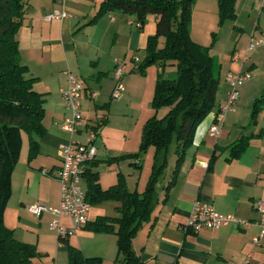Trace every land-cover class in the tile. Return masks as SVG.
<instances>
[{
    "label": "crops",
    "instance_id": "0c3cea01",
    "mask_svg": "<svg viewBox=\"0 0 264 264\" xmlns=\"http://www.w3.org/2000/svg\"><path fill=\"white\" fill-rule=\"evenodd\" d=\"M87 1L29 0L26 17L17 33L18 54L21 64L27 68L26 76L36 78L34 89L45 94L46 134H57L42 136L43 144L56 150V162L49 170H42L43 174L51 171L48 177L53 179L55 177L52 174L59 165L58 150L66 146L71 138L78 141L84 138V133L71 137L61 130L58 134L53 127L61 125L65 117L61 91L67 87L68 74L85 80L81 111L83 109L86 112L81 113L86 125L94 127L102 117L107 119V124V111L113 102L110 95L115 83V61H123L126 64L123 80L126 90L119 99L121 103L127 104L133 100L142 77L135 74L141 59L138 57L139 62H134L133 58L137 57L134 56L128 65L126 54L131 50L143 52L147 38L155 33V16L147 17L141 32L137 31L135 26L132 28L131 20L123 17L117 19L112 12L104 15L107 20L101 17L89 23L103 0L98 5L96 0H89L91 4ZM235 8L236 18L232 23L235 24L237 32L233 31L225 41L222 38V45L227 48L226 53L210 50L219 80L215 107L196 128L193 144L186 151L176 179L166 195L164 186L167 179L158 182L153 195L155 207L151 221L143 224L132 240V251L139 256L140 264H240L247 260V264L252 261L253 264L264 262V253L258 252V248H263L261 245L264 239H261L258 245L253 243V239L259 235L257 222L260 214L256 205L260 200H264V106L255 123L252 124L250 119L254 100L264 92V49L259 48L248 53L247 60L243 61L249 39L257 37L258 32L264 30V0H236ZM61 10L69 17L46 20L47 15ZM150 71L148 70L147 74H151ZM243 72L249 73L251 78L239 88V99L232 110L226 113L219 136L212 138L208 135V129L219 106L227 97L226 76ZM158 73L159 68L157 75ZM106 76L111 77L112 83L104 96L98 94L101 87L98 88L97 85ZM91 92L95 93V98H91ZM82 102H85L86 106L83 107ZM89 109L93 110V116L90 111L87 112ZM103 127L99 128L96 140L100 137ZM108 127L109 125L102 131L105 133ZM251 135L244 151L232 157L230 146L242 137ZM104 137L107 142L113 139L109 133ZM97 150L98 147L96 156ZM104 152L108 154L110 151L106 149ZM102 153L103 151L99 154ZM171 157H167L168 165ZM94 162L98 164L97 160ZM171 162L173 163V159ZM93 170L98 172L97 167ZM144 188H136L135 191L141 193ZM59 198L58 187L55 198L49 201L48 207L58 206ZM196 200L208 202L218 213L233 215L237 219L250 222L251 225L244 227L231 224L219 230H202L198 233L184 231L182 226L192 213V205ZM32 201L34 199L29 202ZM98 216L104 215L100 211L91 214L90 210L87 217L88 220H94ZM81 230L77 232L79 235L84 234ZM93 235H96V240L99 239L97 242H101L103 250L90 257H99L101 260L104 258L108 262L115 258L119 264H123L121 257L117 255L115 235L91 234L90 237Z\"/></svg>",
    "mask_w": 264,
    "mask_h": 264
},
{
    "label": "trees",
    "instance_id": "16d2710c",
    "mask_svg": "<svg viewBox=\"0 0 264 264\" xmlns=\"http://www.w3.org/2000/svg\"><path fill=\"white\" fill-rule=\"evenodd\" d=\"M195 0H103L89 23L104 15L120 11L134 15L137 31L145 26L148 16H155V33L147 38L143 57L137 71L145 74L150 65L157 66L159 73L155 83L152 107L168 108L161 117L148 119L142 127L140 151L154 149L150 174L141 193L129 191L122 174L117 182L106 189L101 188L98 172L93 169L97 162L89 163L83 175L86 200L91 205L108 200L117 202L116 216H98L88 220L83 229L94 234H113L116 237L117 255L123 264H140L139 256L132 251V240L143 224L151 221L154 211V192L163 179L168 167L167 153L173 144V165L164 193L173 185L186 151L192 146L198 125L212 112L218 89V76L214 75L213 57L210 48L191 40L189 31L192 8ZM220 24L236 18V0H216ZM29 0H0V264H41L36 247L14 238L13 230L4 224V211L11 194V175L19 157L20 131L29 134L28 161L38 152L32 134L39 138L46 129L45 94L36 92V78L27 77L18 54L17 33L28 10ZM160 38L163 41L160 44ZM172 63L177 76L169 80L162 77L164 66ZM264 106V92L254 100L250 119L255 123L258 113ZM102 117L94 130L105 125ZM251 136H244L230 146L232 157L238 156L246 148ZM128 156V155H127ZM110 158V161L133 159L139 166V154ZM135 158V159H134ZM51 172V171H50ZM66 242L70 264H101L99 257H84L79 248L68 243L69 238H58ZM264 264V262H263Z\"/></svg>",
    "mask_w": 264,
    "mask_h": 264
},
{
    "label": "rangeland",
    "instance_id": "374dc122",
    "mask_svg": "<svg viewBox=\"0 0 264 264\" xmlns=\"http://www.w3.org/2000/svg\"><path fill=\"white\" fill-rule=\"evenodd\" d=\"M101 1L102 0H96L95 2L98 5ZM215 1L216 0H195L194 4L196 8H194L193 5L190 30L188 31L192 41L200 44L201 46L209 47L212 52L219 51V53H222L227 49L225 45H222V38L224 41L229 39L231 36L230 34H232L233 31L237 32V30L232 21L220 24L217 16V2ZM87 2H89V4L92 3L89 0ZM112 15L116 16L117 19L123 17L127 20H131L133 23L136 20L134 15H124L118 10L112 12ZM87 19H89V17ZM102 19L107 20L106 16ZM132 28H134V24ZM162 41L163 39L160 38V44ZM135 53H137V55H135ZM143 54L144 53L142 51L133 52L131 50L130 52H127L126 63L130 65V60L134 56L142 59ZM157 68V66L150 65L146 68L145 74H140L139 72L135 73L142 78L140 79V83L135 91L132 101L124 104L120 102V99L112 100L113 102L107 111L109 122L103 125L104 127L101 129L100 137L95 141V146L98 147L95 160L98 161V166L96 167L98 170V181L101 188H107L109 185L111 186L112 183H115L119 174H122L124 177L126 187L130 191H135L136 188L140 189V187H145L143 183L147 182L149 174L151 173L150 170L153 162L154 149L150 147L145 151H140L139 144L141 143L142 127L148 119L153 116L161 118L168 111V108L165 107H161L159 109L152 107V98L157 80ZM148 70H151V74H147ZM216 72L217 71L214 69V75H216ZM127 74H129L128 70ZM161 75L165 79H175L177 76L176 67L172 65V63L166 64ZM110 83H112L111 77H104L101 83L97 85L98 88L99 86L101 87L98 90V94L101 93L105 96L109 90ZM82 106H86V103L82 102ZM89 111L90 109L87 110V112ZM92 111L93 110L89 113L93 116ZM81 112L85 113L86 110L84 111L82 109ZM45 117L44 120H42L43 123L47 121L45 120ZM47 119L52 120L49 118ZM56 121L57 119L54 120V122ZM108 125V129L104 133L102 130ZM44 126L46 127L45 123ZM60 126V124L53 126L56 128L55 130H57L58 134L61 133ZM108 133L113 138L109 142L104 139V135H107ZM49 134L57 136L54 132ZM49 134L45 133L44 135ZM32 137L37 143H39L38 153L30 161H28L29 134L26 131L24 132V130L20 131L21 150L19 151V157L11 175V194L4 211V224L6 223V225L9 226H7L9 229L14 228L13 230H16L13 232V235L17 241H22V243H28L36 247L38 254L41 255L38 258L39 263L70 264L66 242H61L58 239L57 234L49 229V224L52 218L45 213L41 216V218L37 219L27 211V207L29 205L37 204L36 201H38V204L43 206H50L49 201L52 198H55L56 191L59 187L57 181H55L56 178L53 179L48 177L50 175L49 171H47V174L42 173L43 169L49 170V168H51L56 162V150H54V148L52 150L50 146L43 144L42 140L44 136L39 138L36 134H32ZM106 149H109L110 151L108 154H104ZM173 149L174 146L171 144L167 153V157L170 158L172 156L171 160L175 158ZM102 151L103 153L99 154ZM135 154H139L138 159H140V167L138 168L130 164H137V161L133 159L118 162L110 161V158L127 155V157L130 158ZM171 160L162 181L164 179H168L173 165ZM52 176L55 177V173H53ZM30 199H34V201L29 202ZM118 205L119 204L117 202H113L111 200L97 203L90 206L91 214L100 211V213L104 216L113 217L116 216L115 207ZM62 223L67 226L69 221L67 218H63ZM82 230L84 234L79 235L80 233H77L69 237L68 243L78 246L85 258L96 255L97 252L101 253L103 250L102 244L100 241L97 242L99 239L96 240V235L90 237L91 234L94 233L90 234L89 231L83 228ZM85 233L89 235H85ZM244 234H246V232ZM261 246H263V248H258V252L264 253V242ZM114 259L115 258H112V260L108 262L102 258L101 264H113V262L114 264H119L118 260ZM242 262H240V264ZM250 264H253V261Z\"/></svg>",
    "mask_w": 264,
    "mask_h": 264
},
{
    "label": "built area",
    "instance_id": "2783aa9c",
    "mask_svg": "<svg viewBox=\"0 0 264 264\" xmlns=\"http://www.w3.org/2000/svg\"><path fill=\"white\" fill-rule=\"evenodd\" d=\"M72 0H61V2ZM69 16L64 11H54L46 16V20L66 19ZM139 25L136 24L137 28ZM259 48L264 49V30L258 32L257 37H251L245 49V57L247 54ZM236 58V56H234ZM134 62H139L138 57L133 58ZM126 64L123 61H115L113 77L115 80L114 87L111 91V100L119 99L126 88L124 85V77ZM68 84L65 90L61 91L62 106L64 111V119L61 124V130L71 137L78 133H84L83 140L78 141L72 139L66 146L58 150L59 165L55 170V178L59 183L60 198L56 207H46L41 204L29 205L28 213L35 218H40L43 214H49L51 221L49 229L55 232L58 238H69L84 227L88 221L90 212V204L86 200L85 181L82 174L88 168L89 163L94 161L96 156L95 141L97 132L94 127L87 126L84 116L81 113V99L85 91V80L68 74ZM251 78L247 72L237 74H227L226 83L228 85L227 97L219 106L215 114L213 123L208 129V135L217 138L220 134L221 127L227 112L231 111L237 101L239 88ZM91 98H95V93H90ZM47 174V172H44ZM256 210L260 214L258 220L259 235L253 239L254 245H258L261 239H264V200H260L256 205ZM192 213H190L187 222L182 226L184 231L200 232L202 230H219L224 226L237 224V226L249 227L250 222L241 221L233 215H224L218 213L212 204L196 200L192 205ZM67 218L69 224L65 226L62 219ZM249 257V256H248ZM248 260L244 262L247 264ZM226 264H233L228 262Z\"/></svg>",
    "mask_w": 264,
    "mask_h": 264
}]
</instances>
